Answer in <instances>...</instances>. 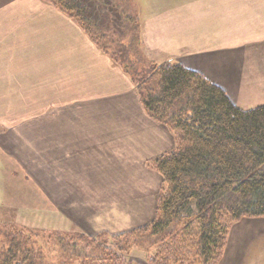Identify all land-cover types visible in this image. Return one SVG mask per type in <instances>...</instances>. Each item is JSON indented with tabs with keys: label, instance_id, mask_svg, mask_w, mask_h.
<instances>
[{
	"label": "crops",
	"instance_id": "crops-1",
	"mask_svg": "<svg viewBox=\"0 0 264 264\" xmlns=\"http://www.w3.org/2000/svg\"><path fill=\"white\" fill-rule=\"evenodd\" d=\"M132 1L147 62H181L240 107L264 103V0ZM177 145L75 21L43 0H0V214L92 236L142 226L162 189L152 162ZM219 264H264V216L236 223Z\"/></svg>",
	"mask_w": 264,
	"mask_h": 264
},
{
	"label": "trees",
	"instance_id": "trees-1",
	"mask_svg": "<svg viewBox=\"0 0 264 264\" xmlns=\"http://www.w3.org/2000/svg\"><path fill=\"white\" fill-rule=\"evenodd\" d=\"M43 1L75 21L131 77L147 115L169 127L178 145L152 162L162 189L150 222L92 236L3 219L0 264H129L131 239L156 247L148 264H219L231 227L264 216V103L240 107L222 86L181 62L146 63L132 0Z\"/></svg>",
	"mask_w": 264,
	"mask_h": 264
},
{
	"label": "rangeland",
	"instance_id": "rangeland-1",
	"mask_svg": "<svg viewBox=\"0 0 264 264\" xmlns=\"http://www.w3.org/2000/svg\"><path fill=\"white\" fill-rule=\"evenodd\" d=\"M144 51L145 50L143 49V55H144L145 61L147 63V59H146V56H145V52ZM142 66H144L143 63L138 64V67L139 68L142 67ZM251 90H252L251 88L247 89L245 91V94H249V92H251ZM263 97L264 96H260L257 99H259V101L262 103V102H264V98ZM256 105H259V104H256ZM256 105H254V106H256ZM11 120H13V119L11 118ZM10 171L13 172V168H12V170L10 169ZM14 184L15 185H18L19 183L14 182ZM10 188H11V190H13V185L12 184H11ZM0 215H1V217L4 215L5 217H8L9 219L12 218L11 220H13V221H15L17 219V215H16V212L14 210H8L7 212H4L3 214H0ZM246 218H249V217H246ZM241 220H243V219H241ZM240 221H238V222H240ZM41 222L43 223V225L41 227L42 228L41 230L48 231V232L54 231V230H61V231H64V232H68V233H71V234H75V233H78V232L81 231L77 227L71 228L70 226L69 227L65 226L64 227L65 230L64 229L56 228L53 224H51V222L50 223L49 222L46 223L47 222V219H44V218H42V221ZM148 222H150V220ZM19 225H23V224L20 223ZM235 225H236V223L231 227L229 236H230L231 231H232V229L234 228ZM23 226H26V225H23ZM26 227L34 228L33 226H28V225ZM135 227H137V225L135 223H133V222H130V223L124 222L121 225L112 228L113 230L110 233L124 232V231H128V230L134 229ZM36 228H38V227H36ZM89 235H91V234H89ZM228 239H229V237H228ZM133 240L134 239L129 240L130 246H127L128 248H130V250L127 251L128 254H129L128 255L129 264H137V262L139 264H141L140 262L145 263V264H148L149 256L155 252L156 247L154 245L150 244V243H147V242L144 243L145 244L144 245V244H140L138 242H134ZM227 242H228V240H227ZM51 247H53V244L52 243H51V246L47 247V250L50 251V248ZM52 252H53V250H52ZM60 258L62 259V256ZM73 260L72 261H73L74 264H82V260H77V259H73ZM112 263H114V262H112Z\"/></svg>",
	"mask_w": 264,
	"mask_h": 264
}]
</instances>
